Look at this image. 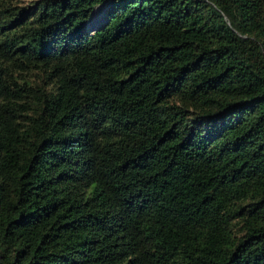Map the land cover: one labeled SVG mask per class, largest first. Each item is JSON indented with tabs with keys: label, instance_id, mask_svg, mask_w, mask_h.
<instances>
[{
	"label": "trees",
	"instance_id": "1",
	"mask_svg": "<svg viewBox=\"0 0 264 264\" xmlns=\"http://www.w3.org/2000/svg\"><path fill=\"white\" fill-rule=\"evenodd\" d=\"M0 264H264V0H0Z\"/></svg>",
	"mask_w": 264,
	"mask_h": 264
}]
</instances>
